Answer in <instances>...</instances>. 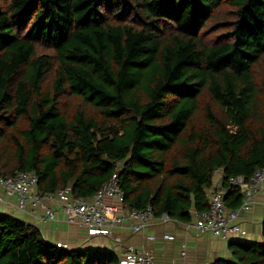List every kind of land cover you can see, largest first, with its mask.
Returning <instances> with one entry per match:
<instances>
[{
    "label": "trees",
    "instance_id": "1",
    "mask_svg": "<svg viewBox=\"0 0 264 264\" xmlns=\"http://www.w3.org/2000/svg\"><path fill=\"white\" fill-rule=\"evenodd\" d=\"M223 6L233 20L209 44ZM261 70L264 0H0V176L89 200L117 174L129 210L190 223L222 171L237 210L230 177L264 167ZM263 240L213 264H264ZM119 260L0 212V264Z\"/></svg>",
    "mask_w": 264,
    "mask_h": 264
},
{
    "label": "built area",
    "instance_id": "2",
    "mask_svg": "<svg viewBox=\"0 0 264 264\" xmlns=\"http://www.w3.org/2000/svg\"><path fill=\"white\" fill-rule=\"evenodd\" d=\"M38 183V177L32 172H18L10 178L0 176V190L4 192V196H0V204L6 203L4 197L15 198L18 210L30 213L38 210L39 223L47 224L56 220V212L51 204L59 202L67 223L84 230L89 238L111 237L118 228L129 222L132 224L133 233L139 234L157 219L151 207L143 211H131L126 207L125 195L117 174H114L109 182L89 200L74 197L70 187L56 194H42L37 190ZM229 184L243 191V202L237 210L227 208L225 203L227 190L224 187L218 188L210 194V210L196 213L195 222L185 224L188 227L194 226L201 233H212L225 241L236 236L247 237L248 232L240 225L239 218L253 209L256 195L264 192V167L257 169L249 180L243 176L230 177ZM164 217L170 219L166 215L162 218ZM165 239L171 241L174 237L166 235ZM57 247L70 248L64 242H58ZM182 255L185 256V253ZM119 264H155V262L150 254L129 245Z\"/></svg>",
    "mask_w": 264,
    "mask_h": 264
},
{
    "label": "crops",
    "instance_id": "3",
    "mask_svg": "<svg viewBox=\"0 0 264 264\" xmlns=\"http://www.w3.org/2000/svg\"><path fill=\"white\" fill-rule=\"evenodd\" d=\"M214 179L212 191L223 187V172L219 171ZM215 176V178H216ZM35 193V191H34ZM0 196L4 192L0 190ZM6 203L0 204V212L11 214L25 222L37 226L43 236L52 243L64 242L70 248H97L112 250L122 258L126 247L136 246L150 254L155 264H213L217 260H230L232 253L229 244L232 240L262 241V225L264 223V192L256 195L255 204L250 212L239 218V223L248 232L247 237H231L225 241L212 233H201L194 226L167 218H157L147 229L139 234L132 231V224L125 223L118 228L111 237L98 236L89 238L84 230L67 223L61 212L59 202L52 203L56 212V220L47 224L38 221V210L35 212H21L16 206V199L4 197ZM195 222V219L192 223ZM173 236L174 240H167L165 236ZM264 241V240H263ZM185 253V256L182 254Z\"/></svg>",
    "mask_w": 264,
    "mask_h": 264
},
{
    "label": "rangeland",
    "instance_id": "4",
    "mask_svg": "<svg viewBox=\"0 0 264 264\" xmlns=\"http://www.w3.org/2000/svg\"><path fill=\"white\" fill-rule=\"evenodd\" d=\"M233 20L232 10L228 6H223L218 13L217 21L214 23V28L210 29L209 32L205 34L206 40L208 43H212L215 38H217L218 34L224 33L227 30V27L223 24L226 22ZM261 73L264 72L263 70L260 71ZM259 72V73H260ZM216 182L218 177L215 178Z\"/></svg>",
    "mask_w": 264,
    "mask_h": 264
}]
</instances>
